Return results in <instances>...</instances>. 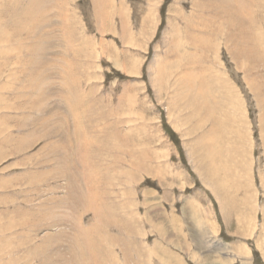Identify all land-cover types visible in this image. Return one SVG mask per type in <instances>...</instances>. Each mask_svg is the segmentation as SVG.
I'll return each instance as SVG.
<instances>
[{"label":"rangeland","instance_id":"obj_1","mask_svg":"<svg viewBox=\"0 0 264 264\" xmlns=\"http://www.w3.org/2000/svg\"><path fill=\"white\" fill-rule=\"evenodd\" d=\"M226 1L45 0L13 32L0 264H264V0Z\"/></svg>","mask_w":264,"mask_h":264},{"label":"bare ground","instance_id":"obj_2","mask_svg":"<svg viewBox=\"0 0 264 264\" xmlns=\"http://www.w3.org/2000/svg\"><path fill=\"white\" fill-rule=\"evenodd\" d=\"M208 1V0H207ZM226 1V0H225ZM13 2V1H12ZM12 2H11V4H12ZM16 2V1H15ZM46 2H47V0H46ZM227 2V1H226ZM207 3V2H206ZM213 3H214V1H213ZM231 3V2H230ZM230 3H229V5H230ZM11 4H8V5H11ZM35 4H37V6H35ZM47 4V3H46ZM194 4V3H193ZM219 4H221V3H219ZM235 4V3H234ZM7 5V7H6V13H10L11 12V14H8V15H6V16H8L9 18L8 19H6V20H8V21H11L12 22V24L11 25H7V24H3V26H2V22H1V20H0V56H5L6 58H9V57H7L8 56V53L9 52H13V50H14V48L11 46V47H8V46H5L6 44L8 45V43L10 42V40H11V36H12V34H13V32L17 35V34H19L20 33V31H22L21 30V28L20 27H25L27 24H29L32 20H33V18H35L38 14H39V11L41 10V8H43V6L42 5H44L45 6V0H29L28 1V5L26 4V6H25V8H22V7H20L19 5L17 6V4L16 3H14V6L16 5V7L12 10V8H10V6H8ZM22 5V4H21ZM208 5H210L209 3H208ZM6 6V5H5ZM4 6V7H5ZM12 6V5H11ZM197 6V5H196ZM199 6V5H198ZM207 6V5H206ZM212 6H215V5H212ZM233 6H235V5H233ZM238 6H240V5H237V7L236 8H233V7H228L229 9L227 10H224V8H222V10L223 11H221L220 13L223 15V14H226L227 13V16H228V12H230L229 13V15H231L232 16V12H234V11H237V10H239L238 9ZM247 6V5H246ZM217 7V6H216ZM204 8V7H203ZM203 8H202V10H203ZM215 8V7H214ZM3 9V8H2ZM5 9V8H4ZM38 9V10H37ZM213 9V8H212ZM210 10V9H209ZM217 10V9H216ZM241 10V9H240ZM240 10H239V13H240ZM37 11V12H36ZM214 12H215V9L213 10ZM219 13V14H220ZM37 14V15H36ZM218 14V15H219ZM2 15H3V10H2ZM23 15H25L26 17H27V20H22L23 18H22V16ZM43 15V14H42ZM235 15H236V17H238V15L235 13ZM44 16V15H43ZM217 16V15H216ZM230 16V17H231ZM3 17H4V15H3ZM21 17V18H20ZM32 17V18H31ZM219 17H220V15H219ZM25 18V17H24ZM216 18H218V16L216 17ZM37 19H39V18H37ZM37 19H35V20H33V22H34V25H35V27H32V25H31V27L32 28H34V29H38V28H40V26H39V23H38V20ZM211 19V18H210ZM225 19V18H224ZM238 19H239V17H238ZM6 20H4V21H6ZM182 20V19H181ZM213 20H215V19H213ZM44 21V20H43ZM197 21V20H196ZM219 21H220V19H219ZM7 22V21H6ZM37 22V23H36ZM215 22V21H214ZM5 23V22H4ZM8 23V22H7ZM44 23V22H43ZM45 24V23H44ZM200 24V23H199ZM232 24H233V22H232ZM46 25V24H45ZM50 25V24H49ZM49 25H47V26H49ZM204 25H206V22H205V24ZM208 25V24H207ZM47 26H45V27H47ZM210 26V25H209ZM202 27V26H201ZM204 27V26H203ZM29 28V27H28ZM27 28V29H28ZM223 28V27H222ZM44 29V28H43ZM46 29V28H45ZM239 29V28H238ZM29 30V29H28ZM31 31H33L32 29H30ZM29 30V31H30ZM204 30V29H203ZM28 31V33H30ZM217 31V30H216ZM240 31V30H239ZM244 31V30H243ZM35 31H33V33H34ZM190 32V31H189ZM208 32V31H207ZM215 32V31H214ZM222 32H223V30H222ZM230 32V31H229ZM231 32H232V30H231ZM27 33V34H28ZM41 33H42V31H41ZM218 33L219 32H217V36H220V35H218ZM241 33V32H240ZM36 34V33H35ZM46 34V33H45ZM44 34V35H45ZM47 34H49V32H47ZM192 34V33H191ZM219 34H221V31H220V33ZM223 34V33H222ZM221 34V35H222ZM193 35V34H192ZM195 35V34H194ZM249 35V34H248ZM36 36V35H35ZM40 36V35H39ZM43 36V35H42ZM47 36V35H46ZM45 36V37H46ZM213 36V35H212ZM236 36H239V33L236 35ZM235 36V37H236ZM48 37V36H47ZM198 37V36H197ZM249 37V36H248ZM226 38V37H225ZM250 38V37H249ZM253 38V37H252ZM46 39H48V38H46ZM46 39H43V37H42V40H43V42H40L41 44L43 43V44H45V42H47L46 41ZM238 39V38H237ZM236 39V40H237ZM41 40V41H42ZM49 41H50V39H48ZM232 40V39H231ZM249 40V39H248ZM251 40V39H250ZM238 41V40H237ZM52 42V41H51ZM229 42H230V40H229ZM245 42V41H244ZM239 43V42H238ZM246 43V42H245ZM3 44V45H2ZM47 44V43H46ZM197 44V43H196ZM195 44V45H196ZM10 45V44H9ZM198 45V44H197ZM213 45V44H212ZM230 45V44H229ZM32 46H34V45H32ZM36 46V45H35ZM38 47H36V48H34V52L36 51H38L39 53H38V56H39V54L41 53L40 51H42V52H46V50H47V47H45V48H42V47H40V45H37ZM49 46H51V43H50V45ZM238 46V45H237ZM54 47V46H53ZM53 47H51V48H53ZM72 47V46H71ZM208 47V46H207ZM252 47H253V45H252ZM20 49H24L25 47H22V46H20L19 47ZM38 48L40 49V51L38 50ZM211 48V47H210ZM31 48H29V50H30ZM257 49V48H256ZM33 50V49H32ZM31 50V51H32ZM259 50V49H258ZM16 51L18 52V48H16ZM26 51V50H25ZM30 51V52H31ZM27 52H28V50H27ZM47 52H49V51H47ZM259 53H260V51H259ZM9 54H11V53H9ZM42 54V53H41ZM48 54V53H47ZM46 54V55H47ZM254 54V53H253ZM10 56V55H9ZM258 56V55H257ZM256 56V57H257ZM253 57V56H252ZM1 59V58H0ZM12 59V58H11ZM22 59V58H21ZM254 59V58H253ZM10 60V59H9ZM8 60V61H9ZM70 60V59H69ZM2 63H0V68H2L3 66V64L4 63H6V62H4V60L2 59ZM7 61V60H6ZM17 63V62H16ZM22 63H23V61L22 60H19L18 61V63L17 64H20V65H22ZM30 63V64H29ZM29 63H28V61L26 62V65H29L30 66V69L26 72V77H32L33 76V73H34V66L35 65H39V63H40V60H37V58L36 57H34V58H30V60H29ZM78 63V62H77ZM188 63H190V62H188ZM25 64H23V66H26ZM182 65V64H181ZM6 66V65H5ZM22 67V66H21ZM38 67V66H37ZM162 67V66H161ZM45 69V68H44ZM48 69V68H47ZM164 69H166V68H164ZM160 70H163V69H161L160 68ZM26 71V70H25ZM45 71H47V70H45ZM40 72V71H39ZM20 73H22V69H21V72ZM35 73H36V71H35ZM46 73H48V72H46ZM23 74V73H22ZM39 74V73H38ZM162 74V73H161ZM179 74H181V72L179 73ZM178 74V75H179ZM185 74V73H184ZM17 75L19 76V74L16 72V74H15V76L17 77ZM47 75H49V74H47ZM13 76H14V74H13ZM39 76V75H38ZM41 77V76H40ZM39 77V78H40ZM49 77V76H48ZM36 78H37V76H36ZM47 78V77H46ZM50 78V77H49ZM49 78H47V79H49ZM164 78V77H163ZM7 79H10V78H7ZM17 79H18V77H17ZM16 79V80H17ZM19 79H20V77H19ZM46 79V80H47ZM18 81V80H17ZM16 81V82H17ZM39 81V80H38ZM188 81V80H187ZM13 83V82H12ZM20 84H22V83H20ZM25 84V83H24ZM195 84V83H194ZM3 85V84H2ZM5 86V85H4ZM16 87V86H15ZM18 87V86H17ZM16 87V88H17ZM26 87V86H25ZM36 87V86H35ZM6 88V87H5ZM4 88V89H5ZM10 88V87H9ZM8 88V89H9ZM12 88V87H11ZM15 88V89H16ZM4 89H3V91H4ZM33 89V88H32ZM200 89V88H199ZM12 90V89H11ZM14 90V89H13ZM35 90H36V88H35ZM3 91H1V92H3ZM17 91V90H16ZM0 92V93H1ZM53 92V91H52ZM4 93V92H3ZM31 95H32V93H30ZM40 94V93H39ZM26 95V94H25ZM22 96L23 97V99L25 98H27L28 100H31V104L34 106V97H32V96ZM198 95V94H197ZM15 97H18V96H15ZM41 97H43V96H41ZM47 97V96H46ZM21 98V97H20ZM38 98V97H37ZM36 98V99H37ZM40 99V98H39ZM38 101H40V100H38ZM29 102V101H28ZM37 105V104H36ZM37 107V106H36ZM71 107V106H70ZM31 108H33V107H31ZM48 108V107H47ZM208 109V108H207ZM32 110V109H31ZM35 110V109H34ZM47 110V109H46ZM46 110H44V111H46ZM74 111V110H73ZM24 114V113H23ZM194 118V117H193ZM192 118V119H193ZM214 118V117H213ZM189 119V118H188ZM191 119V118H190ZM218 120V119H217ZM80 121V120H79ZM196 121V120H195ZM215 122V121H214ZM198 122L196 121V124H197ZM215 124V123H214ZM217 124H218V122H217ZM224 124V123H223ZM199 125V124H198ZM199 127V126H198ZM212 127H216V125L214 126H212ZM193 128H195V127H193ZM214 131V130H213ZM217 131V130H216ZM214 134V133H213ZM6 138V137H5ZM4 138V139H5ZM71 139V138H70ZM4 141H6V140H4ZM2 142V141H1ZM208 146H210V144H208ZM208 146H207V149H208ZM1 148H2V146H0ZM14 147V146H13ZM64 147V146H63ZM206 147V146H205ZM0 148V149H1ZM66 147H64V149H65ZM2 150H4V149H2ZM16 150V149H15ZM19 151V150H18ZM209 151V150H208ZM210 151H211V149H210ZM209 151V152H210ZM3 153H4V151H2ZM2 152H0V153H2ZM7 153V152H6ZM207 154H208V152H206ZM211 153V152H210ZM209 153V154H210ZM71 154H72V152H71ZM208 154V155H209ZM2 155H4V154H2ZM1 155V156H2ZM70 155V154H69ZM204 155H205V153H204ZM0 156V157H1ZM7 156H9V155H7ZM203 156V155H202ZM212 156V155H211ZM210 155H209V157H211ZM205 157L206 156H204V160L207 162V160L205 159ZM4 158H6L5 156L3 157L2 156V159H4ZM212 158H213V156H212ZM1 158H0V160H2ZM66 159V158H65ZM73 159V158H72ZM203 160V161H204ZM211 160V159H210ZM201 162H203L202 161V159L200 160ZM208 161H209V159H208ZM213 161H210V163H212ZM69 163V162H68ZM71 163H73V162H71ZM204 164H205V162H204ZM207 164H209V162L207 163ZM115 166V165H114ZM207 166H211L212 167V165L210 164V165H207ZM69 167V166H68ZM134 167V166H133ZM210 167V168H211ZM214 167V166H213ZM207 167L205 166V169H206ZM215 168V167H214ZM208 169V168H207ZM213 169V168H212ZM6 170V169H5ZM209 171H211L212 172V170H209ZM215 171V170H214ZM214 171L211 173V172H209V174L211 173V175L214 173ZM75 176V175H74ZM71 178V177H70ZM75 179V178H74ZM71 184L73 183L72 181L70 182ZM69 184V183H68ZM70 184V186H71V188H72V185ZM75 188V187H74ZM76 189V188H75ZM103 196V195H102ZM103 200V199H102ZM71 202V201H70ZM45 215V214H44ZM100 214H98V216H99ZM101 216H103V215H101ZM111 216V215H110ZM95 217V216H94ZM117 217V216H116ZM113 218H114V216H113ZM117 220V219H116ZM83 230H85V229H83ZM80 232V231H79ZM90 236V235H89ZM73 238V237H72ZM86 238V237H85ZM47 246V244H46V242H45V247ZM73 246V245H72ZM95 246V245H94ZM83 252V251H82ZM95 252V251H94ZM75 255V254H74ZM81 257V256H80ZM83 257V256H82ZM85 257V256H84ZM74 261V260H73ZM80 261V260H79ZM83 262V261H82ZM91 264V263H90Z\"/></svg>","mask_w":264,"mask_h":264}]
</instances>
